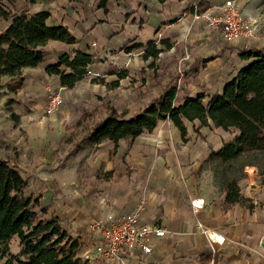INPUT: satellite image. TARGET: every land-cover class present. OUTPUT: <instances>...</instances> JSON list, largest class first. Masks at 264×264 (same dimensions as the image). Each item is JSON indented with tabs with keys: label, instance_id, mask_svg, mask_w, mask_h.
Returning a JSON list of instances; mask_svg holds the SVG:
<instances>
[{
	"label": "crops",
	"instance_id": "1",
	"mask_svg": "<svg viewBox=\"0 0 264 264\" xmlns=\"http://www.w3.org/2000/svg\"><path fill=\"white\" fill-rule=\"evenodd\" d=\"M12 1L13 12L26 10L33 15L49 11L48 24L66 27L76 40L74 44L49 41L43 62L23 70L22 87L12 95H16L20 105L36 109L44 110L53 91L61 90L66 99L87 84L99 86L109 76L118 83V86L113 83L109 91L115 110L131 112L133 116L159 98L180 63L186 67L188 77L182 76L183 84H177V104L200 95L213 97L220 95L225 85L246 66L239 60V54L251 48L244 43L226 45L204 23L193 22L198 0L111 1L108 13L99 7L100 0H35L32 4L27 0ZM201 1L210 3L209 10L216 4L214 0ZM236 2L250 17L255 16L261 4L260 0ZM3 22L6 27L8 23ZM150 42H155L164 50L162 55H166L157 69L158 76L141 70L152 60L144 58ZM134 46L141 47L132 49ZM230 46L235 47V52L229 50ZM182 50L191 51L192 56L187 52L188 58H181ZM203 50L214 55L209 52L204 55ZM77 52L93 56L89 68L97 77L85 76L73 88H67L61 85L59 76L49 75L47 68L58 64L63 55L74 56ZM106 53L110 56L103 58ZM118 64L124 71L119 70ZM119 73L123 74L122 79ZM63 104L58 112L48 115L45 123L38 122L41 138L23 150L30 161L28 174L21 172L28 189L42 194L41 210L49 207L43 219L56 217L70 234L85 232L83 236H87L91 223L106 220L112 211L136 212L141 225L162 228L167 235L151 241V254L124 250L121 256L133 255L126 257L133 262L264 264V185L251 184L244 192L252 209L238 203L227 205L225 193H217L212 172L199 169L200 157L210 151L207 141L211 138L205 132L208 127H202L198 135L195 129L200 127V122L185 121L187 135L182 138L171 121H161L152 131L136 137L131 151L125 147L127 139H124L116 153L109 152L111 146L94 157L84 156L82 160L87 162L81 169L73 171L63 166L59 171L58 167L51 171L52 166L43 165L53 162L54 150L49 149L60 144L71 123ZM20 110L24 112V108ZM202 135L207 138L202 139ZM233 138H223L213 151ZM1 158L11 160L18 168L9 154ZM73 191L79 196H73ZM193 199H203L205 208L195 212L191 206ZM93 233L95 239L90 245L94 251L96 234Z\"/></svg>",
	"mask_w": 264,
	"mask_h": 264
},
{
	"label": "trees",
	"instance_id": "2",
	"mask_svg": "<svg viewBox=\"0 0 264 264\" xmlns=\"http://www.w3.org/2000/svg\"><path fill=\"white\" fill-rule=\"evenodd\" d=\"M34 1L27 0L28 4ZM111 1L120 0H100L99 7L108 13ZM209 8L210 3L200 1L197 12L202 14ZM50 16L49 11L33 15L26 10L13 12L0 3V19L8 23L0 31V93L4 88L10 94L18 92L24 81L23 70L43 62L44 48L49 41L75 43L66 27L48 24ZM163 51L155 42H150L144 58L157 60ZM239 60L246 66L225 85L220 95H200L177 104L178 86L176 79H172L159 98L138 114L126 117V114L111 109L109 115L94 126L87 139L94 144L103 141L118 144L121 140L135 139L152 131L161 121H171L185 138V121L198 120L200 127L195 129L198 135L202 127L210 128L211 125L237 132L231 141L210 153L212 160L228 164L245 154L264 151V49L246 48L239 54ZM92 62L93 56L82 52L74 56L65 54L58 64L47 68V73L59 76L62 86L73 88L85 77ZM123 77L119 73V79ZM26 187V180L17 166L11 160L1 158L0 247L16 236L21 248L19 256L8 258L4 264H84L78 256L82 247L80 238L64 229L56 217L37 220L36 202L26 194ZM224 191L227 205L242 201L237 180L226 183Z\"/></svg>",
	"mask_w": 264,
	"mask_h": 264
},
{
	"label": "rangeland",
	"instance_id": "3",
	"mask_svg": "<svg viewBox=\"0 0 264 264\" xmlns=\"http://www.w3.org/2000/svg\"><path fill=\"white\" fill-rule=\"evenodd\" d=\"M12 2V0H0L1 4L13 11L14 6L12 5ZM260 3V6L256 8L254 17L243 14L247 18L256 19L259 24L257 39L250 45V47L264 49V0H260ZM4 27L5 23L0 19V31ZM226 45L228 44L226 43ZM229 50L235 52L236 49L234 46H230ZM203 51L204 52L202 53L204 55L208 52L209 54L211 53L214 55V52L210 50ZM187 52H190L189 54L192 56L191 51L186 50L185 52L182 50L181 55H183L181 58H188V55L186 54ZM165 57L166 55H162L161 53L157 60L152 59L151 63L146 64L141 70L144 73L158 76L157 69L162 66L161 64ZM118 68L119 70L124 71L122 65H119ZM186 71L187 69L184 64L180 63L170 78L176 79V83L181 85L183 84L181 77H188V75H185ZM113 78L115 77L110 78L109 76H106L105 79L98 83L99 86H95L94 83L87 84L86 86L78 88L76 92L74 91L71 95L66 96L63 109L66 110V116L71 120V123L67 126V133L64 135L60 144H55L54 149H49L51 151L54 150L53 162L50 164L44 163L43 165H46L47 168L52 166L53 168L50 169L51 171H56V167H58L57 171H59V168H62L63 166L68 167L73 171L81 169L87 162L85 159L82 160L84 156L88 158L94 157L97 153L106 151L111 146L112 150L109 152L116 153L121 147V143L113 146L109 142L94 144L87 140V136L94 126L108 116L111 109L115 110L113 100L109 96V91L113 88L112 84L114 81H111ZM20 107L24 108V112L20 110ZM121 112L126 114V117L133 114L127 111H120L119 114H122ZM48 118V115L45 114L42 108L36 109L35 106L27 107L26 105H20L16 95L10 94L7 88H4L0 93V157L9 154L10 158H14V163L16 162V165L18 164V168L21 172L24 175H27V171L30 168V161L28 162V158L23 154V150L25 147V150H27L28 146L32 145L33 140L37 141L41 138L38 133L40 130L38 122L43 121L45 123ZM198 124L199 123H197V125ZM187 125L191 129V124L187 123ZM216 129L217 128L214 127L205 129V132H207L208 136L211 138L210 142L207 141L210 151H207L206 154L200 157L199 169L201 171L212 172L214 180L213 184L217 188V193H219V195L225 193L224 185L226 183H229L232 180H237L240 194L242 196V201L238 202V204L248 207L250 199L244 197V192L251 186V184L253 186H256V184L264 185V151L245 154L240 159L228 164H222L218 160H212L209 158V155L213 151V148L217 147L223 141V138L230 139L236 134L233 130L222 131ZM201 138L206 139L207 136L202 135ZM134 140L135 139H127L125 147L129 149V151L132 149ZM130 172L131 170L129 169V173ZM28 188L29 185L26 188V194L31 196L36 202L34 205V211L37 214V220L40 218L43 219L44 213L49 211V207L41 210L42 207L40 205L41 201L39 197H42V194H36ZM72 195L79 196V194L74 191ZM50 218H52V216ZM96 221H98V219ZM96 221L91 223L89 231H87V236H83L85 232L81 235L77 233L75 234V236H78L81 240L82 247L78 256L84 264H140L138 261L133 262L131 259H127L126 257L130 254H126L123 257L121 254L112 261H105L99 258L90 245L91 241L95 239L92 225ZM215 240L217 241V239ZM20 252L21 248L19 245V239L15 236L8 244L0 247V264H4V262L12 256H19ZM20 258L25 260V257L23 256H20ZM143 264L149 263L143 261Z\"/></svg>",
	"mask_w": 264,
	"mask_h": 264
},
{
	"label": "built area",
	"instance_id": "4",
	"mask_svg": "<svg viewBox=\"0 0 264 264\" xmlns=\"http://www.w3.org/2000/svg\"><path fill=\"white\" fill-rule=\"evenodd\" d=\"M200 1L198 0L194 5L193 22L204 23L230 45L241 43L251 45L256 41L259 24L243 14L236 0H214L216 4L213 9L202 14L197 12ZM109 56L110 54L106 53L103 58ZM85 76L94 78L97 74L88 67ZM63 102L61 90L53 91L45 104V114L51 115L58 112ZM191 206L195 212H199L205 208V202L203 199H193ZM92 229L96 234L94 252L105 261L116 259L124 250H140L145 254H151L153 251L151 241L167 235V231L162 228L141 225L136 212L115 213L112 211L107 215L106 220L94 222Z\"/></svg>",
	"mask_w": 264,
	"mask_h": 264
},
{
	"label": "water",
	"instance_id": "5",
	"mask_svg": "<svg viewBox=\"0 0 264 264\" xmlns=\"http://www.w3.org/2000/svg\"><path fill=\"white\" fill-rule=\"evenodd\" d=\"M262 247L264 248V243L262 244Z\"/></svg>",
	"mask_w": 264,
	"mask_h": 264
},
{
	"label": "bare ground",
	"instance_id": "6",
	"mask_svg": "<svg viewBox=\"0 0 264 264\" xmlns=\"http://www.w3.org/2000/svg\"><path fill=\"white\" fill-rule=\"evenodd\" d=\"M212 237V236H211ZM213 238L215 239V236L213 235Z\"/></svg>",
	"mask_w": 264,
	"mask_h": 264
}]
</instances>
